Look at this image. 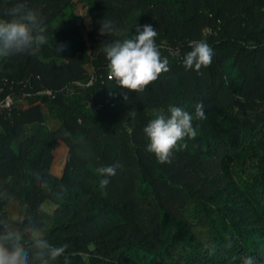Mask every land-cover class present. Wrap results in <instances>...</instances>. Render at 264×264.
<instances>
[{"label":"trees","instance_id":"16d2710c","mask_svg":"<svg viewBox=\"0 0 264 264\" xmlns=\"http://www.w3.org/2000/svg\"><path fill=\"white\" fill-rule=\"evenodd\" d=\"M16 2L0 0V18ZM27 5L46 43L0 58V189L14 198L0 216L27 212L69 245L54 264H264V0ZM134 16L170 66L139 93L108 80L102 52ZM103 19L118 32L100 35ZM192 40L214 52L199 73L182 63ZM197 103L196 137L160 163L143 132L154 110ZM116 163L102 189L96 169Z\"/></svg>","mask_w":264,"mask_h":264},{"label":"clouds","instance_id":"9594fccd","mask_svg":"<svg viewBox=\"0 0 264 264\" xmlns=\"http://www.w3.org/2000/svg\"><path fill=\"white\" fill-rule=\"evenodd\" d=\"M7 18H0V58L14 55H35L38 45L46 43L43 35V20L38 13L27 5V0H17L4 13ZM100 35L118 32L110 20L100 22ZM158 33L151 25L138 26L135 35L117 39L106 44L102 52L107 61V78L115 86L136 93L143 92L150 83L156 81L160 74L170 70L169 61L162 57L156 43ZM190 51L182 58L186 70L200 72L210 66L214 52L205 40L189 41ZM59 51V50H58ZM127 100V96L124 97ZM169 115L160 109L153 112L154 118L144 127L143 132L149 143L146 151L153 154L160 163L170 162L173 151L186 148L185 139H193L197 132L193 127L194 118L207 119L202 103L195 105V114H190L179 107L170 106ZM119 163L100 166L96 174L103 177L100 187H107L116 174ZM37 179H40L39 174ZM41 187L47 188L46 180ZM7 189H0V200H11ZM69 245H53L41 231L30 215L25 212L19 219L0 216V264H54L64 255ZM67 264V257L65 258ZM243 264H256L255 258H243Z\"/></svg>","mask_w":264,"mask_h":264},{"label":"rangeland","instance_id":"374dc122","mask_svg":"<svg viewBox=\"0 0 264 264\" xmlns=\"http://www.w3.org/2000/svg\"><path fill=\"white\" fill-rule=\"evenodd\" d=\"M80 8V7H78ZM81 10V9H80ZM137 27V17L134 16L132 19L129 20L127 28L124 30V34L120 37V40L127 38L128 36L131 37L135 33V29ZM52 126V122L48 119L46 127L49 129ZM175 256H178V249L172 250Z\"/></svg>","mask_w":264,"mask_h":264}]
</instances>
